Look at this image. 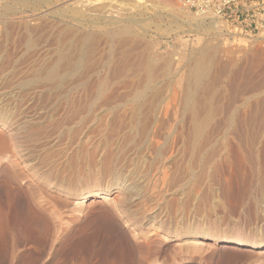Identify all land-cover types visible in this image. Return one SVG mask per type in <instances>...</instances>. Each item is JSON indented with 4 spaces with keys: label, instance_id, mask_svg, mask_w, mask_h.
Wrapping results in <instances>:
<instances>
[{
    "label": "rangeland",
    "instance_id": "obj_1",
    "mask_svg": "<svg viewBox=\"0 0 264 264\" xmlns=\"http://www.w3.org/2000/svg\"><path fill=\"white\" fill-rule=\"evenodd\" d=\"M38 1L0 0L2 11L46 13L49 24L25 39L37 45L27 49L24 42L15 51L17 30L8 33L0 23V56L10 60L0 67V108L17 111L20 126L0 125V132H24L28 181L64 212L63 231H45L44 224L58 222L30 205L34 224L1 233L0 264L99 263L103 252L71 246L91 234L89 243L101 244L95 227L109 200L121 195V173L129 183L135 177L143 195L132 209L149 207L136 222L153 251L162 247L152 264H264V24L223 22L179 0ZM66 4L82 10L85 21L67 16ZM101 17L122 25L109 32L95 25ZM33 47L29 63L24 55ZM78 201L81 213L73 210ZM113 216L103 221L129 234L131 227Z\"/></svg>",
    "mask_w": 264,
    "mask_h": 264
},
{
    "label": "bare ground",
    "instance_id": "obj_2",
    "mask_svg": "<svg viewBox=\"0 0 264 264\" xmlns=\"http://www.w3.org/2000/svg\"><path fill=\"white\" fill-rule=\"evenodd\" d=\"M21 2V1H20ZM42 3V0L40 1ZM40 2H36V3H39L40 5ZM46 2V1H44ZM57 2V1H56ZM68 4H71L73 5L74 2H70ZM66 4V7H69L68 9H66L65 11L69 10L70 12L68 14H66L67 16L70 15V17H78V19L81 20V22L85 21V19L87 18L86 14L78 9V8H74V6L70 7L71 5H68ZM22 6V4L20 5ZM29 6V5H28ZM59 7V6H58ZM103 8V6H102ZM23 9V10H22ZM21 11L19 10H13L11 8H7L5 9L4 11L0 10V23L2 24V28H4L7 32V28L11 29L14 28L15 31L17 30V32L15 33H18L19 35V40L17 41L16 45L14 46L15 47V51L17 50V47L19 48V45H23V43L25 42V39L28 37V36H33L34 34H37L39 32V30H42L41 27H48L49 24L45 22V19H44V16H46V13L45 14H42L40 16H38V14L36 13H33L31 11H26V9L22 8ZM96 9V8H95ZM104 9V8H103ZM103 9H100L99 8V11H100V14H102L103 12ZM59 11L62 12V9H60ZM98 12V11H97ZM105 12V11H104ZM67 13V12H66ZM99 14V15H100ZM200 15H206L207 13H199ZM64 14V16H66ZM43 16V18H42ZM37 17H39V20L37 21ZM89 18V17H88ZM100 19H103L102 17L101 18H98V19H94V22L95 25L97 26H100V28L102 26L107 27L109 29H107L109 32L110 30H112L114 27H117L118 25H122V22L121 24H119L120 22L119 21H115V20H107L105 22H100ZM28 20H31V21H35L34 24H30ZM79 21V20H78ZM109 21V22H108ZM93 22V20H92ZM108 22V23H106ZM119 22V23H118ZM101 23V24H100ZM114 25V26H113ZM96 26V27H97ZM41 28V29H40ZM99 28V27H98ZM125 28V27H124ZM1 29V28H0ZM3 30V29H2ZM1 31V30H0ZM113 31V30H112ZM111 31V33H112ZM11 32V31H9ZM8 32V33H9ZM85 32V31H84ZM83 32V33H84ZM114 32V31H113ZM1 33H5L4 31H2ZM7 33V35H8ZM96 33V32H95ZM42 34V33H41ZM86 35V34H85ZM96 36V34H93ZM93 35H91V37H93ZM3 36V35H2ZM1 36V37H2ZM11 37V36H10ZM15 37V36H14ZM3 38V37H2ZM29 38V37H28ZM38 38V37H37ZM36 38V39H37ZM14 39V38H13ZM89 39V38H88ZM3 40V39H2ZM9 40V39H8ZM31 40V39H29ZM29 40L27 39V45H26V42L24 43L25 47L27 49H29L28 47L32 46V45H37V43L34 44L29 42ZM38 40V39H37ZM91 40V39H90ZM93 40V39H92ZM77 42V41H76ZM94 42V41H93ZM75 43V42H74ZM80 43V42H78ZM77 43V44H78ZM82 43V42H81ZM80 43V44H81ZM84 43V42H83ZM76 44V43H75ZM87 44V43H86ZM85 44V45H86ZM90 44V42H89ZM1 45V44H0ZM6 45H9V43H7ZM52 45V44H51ZM79 45V44H78ZM82 45V44H81ZM28 46V47H27ZM80 46V45H79ZM90 46V45H89ZM3 47L5 48L4 44H3ZM8 47V46H7ZM13 47V45H12ZM21 47V46H20ZM61 47V46H60ZM69 47V46H68ZM83 47V46H82ZM2 48V47H1ZM0 48V49H1ZM35 48L34 51H32V48L30 49L31 51H27V53L24 55L27 59H29V63H30V58L34 57V60H35V55H36V52L35 50L37 51L36 47H33ZM80 48V47H78ZM13 49V48H12ZM21 49V48H20ZM19 49V50H20ZM25 49V48H24ZM86 49V48H85ZM6 50V49H5ZM4 50V51H5ZM77 50V48H76ZM81 50V49H80ZM83 50V49H82ZM8 51V50H7ZM10 52L11 55H13V51H8ZM64 52V50H63ZM83 52V51H82ZM81 52V53H82ZM85 52V51H84ZM20 53V52H18ZM25 53V52H24ZM77 53V52H76ZM1 54V53H0ZM4 54V53H3ZM38 54V53H37ZM71 54V53H70ZM69 53L67 54V58L71 57L72 59V56L70 55ZM85 54V53H84ZM83 54V55H84ZM89 54V53H88ZM17 55V54H16ZM19 55V54H18ZM66 55V54H65ZM69 55V56H68ZM82 55V56H83ZM37 56V55H36ZM82 56H81V60L82 59ZM4 57V56H3ZM0 56V67L4 66V65H7L8 66V63H9V59L8 58H3ZM17 57V56H16ZM41 57V56H40ZM39 57V58H40ZM66 57V56H65ZM77 57V56H75ZM84 57V56H83ZM21 58H24V57H21ZM20 58V59H21ZM68 58V59H69ZM79 58V57H78ZM37 59V58H36ZM70 59V60H71ZM79 59V60H80ZM19 60V59H18ZM33 60V61H34ZM69 60V61H70ZM76 59L74 58V61ZM84 60H85V57H84ZM25 61V60H24ZM73 61V62H74ZM28 62V61H26ZM80 62V61H79ZM33 63V62H32ZM36 63V62H34ZM76 63H77V60H76ZM81 63V62H80ZM24 64V62H23ZM14 65V63L12 64ZM11 63H10V66H12ZM65 65V64H64ZM74 65L77 66V64L74 63ZM80 65V64H79ZM22 66V64H21ZM1 67V68H2ZM24 67V66H22ZM28 67V66H27ZM36 67V66H35ZM34 67V68H35ZM4 68V67H3ZM7 68V67H6ZM33 68V67H32ZM26 69V68H25ZM64 69V68H62ZM66 69V68H65ZM72 69V68H71ZM2 70V69H1ZM33 70V69H32ZM31 70V71H32ZM37 70V69H36ZM44 71V70H43ZM52 73L54 72V69L51 71ZM1 73V71H0ZM16 74V73H15ZM32 74V73H31ZM34 75V73H33ZM17 76V74H16ZM16 79V78H15ZM4 80V79H3ZM28 80V79H27ZM2 81V80H1ZM24 81H21V83L19 84L20 87H23L27 84H29V82L27 84L23 83ZM34 82V81H33ZM32 82V83H33ZM3 87V86H2ZM28 87V86H27ZM24 88V87H23ZM22 88V89H23ZM26 88V87H25ZM6 89V88H4ZM37 100V99H36ZM43 101V100H42ZM76 102V101H75ZM7 105V104H6ZM23 107V106H21ZM25 108V107H24ZM21 110V109H19ZM28 110V109H27ZM177 110V109H176ZM179 110V109H178ZM177 110V111H178ZM174 111V110H173ZM24 112V111H23ZM27 112V111H26ZM175 114V113H174ZM16 115L17 114V111H12L10 108H0V125L1 126H4V125H7L8 127H12V129L18 127L19 123L17 122V124L15 123L16 120ZM20 117V116H19ZM15 119V120H14ZM21 120V119H20ZM27 122V121H26ZM15 124V125H14ZM201 125V124H200ZM199 124H196L195 127L197 126H200ZM198 128V127H197ZM201 128V127H199ZM20 129V126L17 128V130ZM23 129V128H21ZM195 130V129H194ZM198 130L200 129H197L195 132L197 133H193V136L197 135L198 137ZM27 132V131H26ZM24 134V132H23ZM22 132L19 130L17 131V133H12L11 134H8L6 133L5 131H1L0 132V165L1 163L5 160V165L3 168H1L0 170V173L3 175L2 177L4 178L0 183V235L1 233H5V235L9 234V233H12L14 232V230L16 231L17 229H21L24 228V226L26 225V223L28 221H32L31 218H29L27 216L28 213H26L27 209H31L30 208V205H33L35 207V209H39V210H42L43 212H45L48 217L50 218H46V219H54V221L56 220V222H58V224L56 225V227L52 228V226L50 227L49 223L47 222L46 224H44L45 226L43 227L45 231L47 232H51L54 233L56 236L58 234H60V231H63V227H62V216L64 214V212H62L63 214L59 215L56 210V208H53V201L54 199L50 200L49 197H48V194L47 196L46 195H43V192H40L39 191V188L35 187L32 185V183L34 182H30L28 181V174H26V171H25V159H24V155L22 154V152H25L23 150H25L24 148L22 149L24 145L23 143V140L25 139V135H23ZM195 134V135H194ZM129 136V135H128ZM130 137V136H129ZM197 137H194V138H197ZM26 140V139H25ZM27 141V140H26ZM25 141V142H26ZM101 141V140H100ZM196 142V140H194ZM256 141V140H255ZM109 142V141H108ZM117 142V141H116ZM253 142V141H252ZM104 143V142H103ZM251 144V143H250ZM109 146V145H108ZM107 146V147H108ZM114 146V145H113ZM112 146V147H113ZM245 146V145H244ZM82 147V146H81ZM95 147V146H94ZM93 147V148H94ZM100 147V146H99ZM112 147H108L107 149L111 151V149H113ZM111 148V149H110ZM132 148V147H131ZM29 149V148H28ZM80 150V149H79ZM85 150V149H84ZM98 150V149H97ZM101 150V147L100 149ZM105 150V149H104ZM94 151V150H93ZM106 151V150H105ZM91 152V151H90ZM100 152V151H99ZM108 152V151H107ZM108 152L107 155H110ZM114 152H116L114 150ZM113 152V153H114ZM139 152V151H138ZM98 153V152H97ZM101 153V152H100ZM105 153V152H104ZM103 153V154H104ZM117 153V152H116ZM115 153V154H116ZM121 153V152H120ZM26 154V153H24ZM142 154V153H141ZM99 155V154H98ZM97 155V157H98ZM105 155V154H104ZM120 155V154H119ZM128 155V154H127ZM126 155V156H127ZM86 156V155H85ZM123 156V155H122ZM141 156V155H139ZM84 157V156H83ZM95 157V156H94ZM93 157V158H94ZM106 157V155H105ZM112 157V156H111ZM105 160V163L102 162L104 165H105V168L106 165H111L110 164V158ZM96 158V157H95ZM118 158V157H117ZM124 158V157H123ZM121 158V161L122 159ZM126 158V157H125ZM141 158V157H140ZM144 158V157H143ZM101 160V158H100ZM103 160V159H102ZM114 160V159H113ZM126 160V159H125ZM129 160V159H128ZM127 160V161H128ZM141 160V159H139ZM117 161V159H116ZM120 161V162H121ZM96 162V161H94ZM112 162V161H111ZM115 162V161H114ZM120 162H118L120 164ZM130 162V161H129ZM149 162V160H148ZM57 163V162H56ZM82 163V162H80ZM97 163V162H96ZM101 163V164H102ZM126 162H123L122 164H125ZM131 163V162H130ZM140 163V162H139ZM147 163V162H146ZM102 164V165H103ZM113 164V162H112ZM121 164V165H122ZM136 164V163H135ZM94 165V164H93ZM92 165V166H93ZM100 165V164H99ZM131 165V164H130ZM138 165V164H137ZM108 166V169H110ZM116 166H118L116 164ZM132 166V165H131ZM141 166V165H140ZM62 167V166H61ZM113 167V166H112ZM127 167H128V164H127ZM133 167V166H132ZM137 167V166H136ZM29 168V167H27ZM26 168V169H27ZM73 168V167H72ZM95 168V167H94ZM138 168V167H137ZM119 169V168H118ZM128 169V168H127ZM130 169H132L130 167ZM143 169V168H142ZM87 170V169H86ZM100 170V169H99ZM103 170V169H101ZM80 171V170H79ZM127 170L125 169V172ZM135 171V170H134ZM132 171L133 173L136 174V171L134 172ZM142 171V170H141ZM96 172V170L94 171ZM131 172V171H130ZM138 172V171H137ZM140 172V171H139ZM99 173V172H98ZM97 173V174H98ZM96 174V173H95ZM101 174V173H100ZM112 174V173H111ZM114 174V173H113ZM127 174V173H125ZM124 173L120 174L119 177L117 178H122L124 180V185L121 186L119 188V186H117L121 191H120V196L118 195L117 199H112V200H109L108 204H106V208H108V210H104V212L100 213L99 214V219L97 221V226L95 227L96 228V231H99V232H103V239H101L100 237L98 239H101L102 242H100L101 244L98 245L99 247H97L94 243L91 244L89 243L90 239L92 238V236H95V235H92L91 234V238L88 237H83L84 239L86 240H82V241H77V242H74V244H72L71 248H73V250L75 249H96L97 254L100 253V252H103V254H100L102 257L101 259L98 257V260L97 258H94L96 259L95 261H99V263L97 264H152V260L151 258L153 257H156L154 254L156 255H160L162 254L163 250H162V247H156L157 249L155 251H153V247H151V242H149L148 238L145 237V232L143 231L144 229L141 228L140 224H138L136 221H139L142 219V218H145L147 214V212H145V209L144 211L140 212V210H133L132 209V202L134 203L135 201L139 200L142 196H140V193H138L137 191V187H138V182L135 183L134 180H135V177L134 179L130 180V183H129V179H130V176L128 177V175H125ZM134 175V174H133ZM71 176V175H70ZM118 176V175H117ZM136 176V175H135ZM138 176V174H137ZM0 176V178H2ZM104 177V176H103ZM132 177V176H131ZM139 177V176H138ZM141 177V176H140ZM133 178V177H132ZM103 179V178H102ZM141 179V178H139ZM120 180V179H119ZM118 180V181H119ZM139 181V180H138ZM128 182V183H127ZM146 182V181H145ZM144 182V183H145ZM139 188V187H138ZM143 188V187H142ZM141 188V189H142ZM154 189V188H153ZM103 189L102 188H98L97 190L93 191L92 193L94 194H99L101 193ZM107 190V189H106ZM143 190V189H142ZM141 191V190H140ZM147 192V191H146ZM141 193H143L141 191ZM150 193V192H149ZM148 193V194H149ZM157 193V192H156ZM160 195V194H159ZM158 195V196H159ZM50 196V195H49ZM53 197V196H52ZM57 197V195H56ZM60 197V195H59ZM115 197V196H114ZM64 199V198H63ZM156 200V199H155ZM55 201V200H54ZM61 201V200H60ZM66 202V200H65ZM71 202V201H70ZM94 202V201H93ZM69 203V202H68ZM102 203V201H101ZM107 203V202H106ZM62 204V202H61ZM73 204H76V207L74 206L73 207V210L76 211V213H81L85 208L83 206V201H78L77 203L74 202ZM145 204V203H144ZM177 204V203H176ZM79 205V206H77ZM65 206V205H64ZM63 206V207H64ZM92 206V205H91ZM135 206V205H134ZM155 206V205H154ZM62 207V206H61ZM62 207V208H63ZM68 207V206H67ZM99 207H101L99 205ZM153 207V206H152ZM177 207V206H175ZM156 208V207H155ZM33 209V210H35ZM72 209V208H70ZM99 209V208H98ZM149 209V207H148ZM148 209H146L148 211ZM59 210V209H58ZM37 211V210H36ZM85 211V210H84ZM93 211V210H92ZM150 211V210H149ZM153 211V210H151ZM38 212V211H37ZM73 212V211H72ZM174 212V211H173ZM60 213V212H59ZM98 213V212H97ZM42 214V212H41ZM75 214V213H73ZM72 214V215H73ZM144 214V215H143ZM32 215V214H31ZM97 215V214H96ZM117 216L119 217L120 219H122L124 222H126L128 224V226L131 227V230L129 231V234L127 233V231L123 232V230L120 231L118 230V225L117 223L114 221L115 220V217L113 216ZM46 216V215H44ZM61 216V217H60ZM78 216V215H76ZM39 217V216H38ZM41 217V216H40ZM43 217V216H42ZM47 217V216H46ZM95 217V215H94ZM98 217V216H97ZM107 217V218H105ZM108 217H114V220H112L113 222L110 223V221L108 223H105L103 221V219H108ZM36 218V217H35ZM66 218V217H65ZM110 218L108 220H110ZM39 219V218H38ZM36 219V220H38ZM95 219V218H94ZM97 219V218H96ZM102 219V220H101ZM104 219V220H105ZM42 220H44L42 218ZM41 221V220H40ZM46 221V220H45ZM51 221V220H49ZM95 221V220H93ZM106 221V220H105ZM43 222V221H42ZM107 222V221H106ZM30 223V222H29ZM28 223V224H29ZM33 223V221L31 222ZM36 223V222H35ZM34 224V223H33ZM31 224V225H33ZM38 224V223H37ZM42 224V225H43ZM55 224V223H54ZM96 223H94L95 225ZM126 224V225H127ZM36 226V225H35ZM40 226V225H39ZM54 226V225H53ZM161 226V225H159ZM27 227V226H26ZM155 227V226H154ZM157 227V226H156ZM38 228V227H37ZM42 228V230H43ZM160 228V227H159ZM31 229H33V227H31ZM35 229V227H34ZM33 229V230H34ZM81 229V228H80ZM98 229V230H97ZM24 230V229H23ZM101 230V231H100ZM18 231V230H17ZM41 231V229L39 230V232ZM98 232V234H99ZM148 232V231H146ZM15 233V232H14ZM51 233V234H52ZM78 233V232H77ZM94 234H96L94 232ZM101 234V235H102ZM97 236V235H96ZM89 239V241H88ZM81 240V239H80ZM93 240V239H92ZM91 240V241H92ZM97 241V240H96ZM95 241V243H96ZM62 242V241H61ZM99 242V240H98ZM97 242V243H98ZM197 242V241H196ZM232 242H238V243H241L242 241L241 240H238V239H234L232 240ZM157 243V242H156ZM154 244V243H153ZM196 244V243H195ZM70 246V245H69ZM161 246V245H160ZM155 247V245H154ZM161 248V249H160ZM105 252H104V250ZM76 251V250H75ZM91 251V250H89ZM95 251V250H94ZM92 252V253H95V252ZM167 251V250H166ZM165 251V252H166ZM87 253V251H85ZM164 252V254H165ZM89 253V252H88ZM92 253L90 254V256L92 255ZM97 254H95V257L98 256ZM168 253L165 254V256H167ZM94 255V254H93ZM169 255V254H168ZM163 256V255H161ZM164 256V257H165ZM170 257V256H169ZM172 257V256H171ZM170 257V262L172 259ZM90 258H93V257H90ZM158 258V257H156ZM169 259L166 257V260ZM151 260V261H150ZM154 260V258H153ZM94 261V260H93ZM157 261V260H156ZM165 261V260H164ZM169 261V260H168ZM166 261V262H168ZM173 261V260H172ZM169 262V263H170ZM95 263V264H96ZM155 264V263H153Z\"/></svg>",
    "mask_w": 264,
    "mask_h": 264
},
{
    "label": "built area",
    "instance_id": "obj_3",
    "mask_svg": "<svg viewBox=\"0 0 264 264\" xmlns=\"http://www.w3.org/2000/svg\"><path fill=\"white\" fill-rule=\"evenodd\" d=\"M179 3L183 8L197 14L211 13L223 22L243 21L247 24V20L251 18L256 29L262 26H256L257 17L254 12L264 5V0H179Z\"/></svg>",
    "mask_w": 264,
    "mask_h": 264
},
{
    "label": "crops",
    "instance_id": "obj_4",
    "mask_svg": "<svg viewBox=\"0 0 264 264\" xmlns=\"http://www.w3.org/2000/svg\"><path fill=\"white\" fill-rule=\"evenodd\" d=\"M254 15L257 17L255 20L257 21L256 26H260L264 24V5L263 6H259V10L255 9ZM251 18H249L247 21L248 23L245 24L243 21H239L240 25H243L244 27L247 28H252V29H256L255 25L253 23H251Z\"/></svg>",
    "mask_w": 264,
    "mask_h": 264
}]
</instances>
